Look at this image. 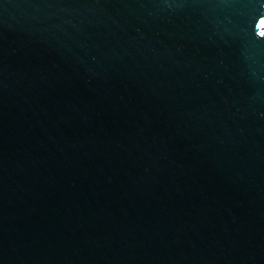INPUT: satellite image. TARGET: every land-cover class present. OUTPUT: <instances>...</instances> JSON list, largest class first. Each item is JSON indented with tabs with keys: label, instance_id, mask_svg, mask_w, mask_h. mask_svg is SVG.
Returning a JSON list of instances; mask_svg holds the SVG:
<instances>
[{
	"label": "water",
	"instance_id": "1",
	"mask_svg": "<svg viewBox=\"0 0 264 264\" xmlns=\"http://www.w3.org/2000/svg\"><path fill=\"white\" fill-rule=\"evenodd\" d=\"M0 264H264V0H0Z\"/></svg>",
	"mask_w": 264,
	"mask_h": 264
}]
</instances>
